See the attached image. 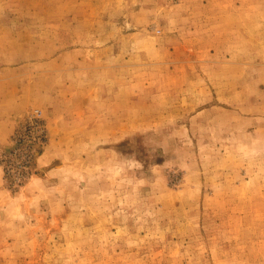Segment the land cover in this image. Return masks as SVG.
Here are the masks:
<instances>
[{"label": "rangeland", "instance_id": "obj_1", "mask_svg": "<svg viewBox=\"0 0 264 264\" xmlns=\"http://www.w3.org/2000/svg\"><path fill=\"white\" fill-rule=\"evenodd\" d=\"M0 264H264V0H0Z\"/></svg>", "mask_w": 264, "mask_h": 264}]
</instances>
